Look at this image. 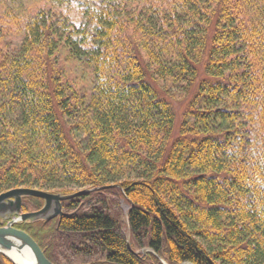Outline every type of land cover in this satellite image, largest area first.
Returning <instances> with one entry per match:
<instances>
[{"label":"trees","instance_id":"obj_1","mask_svg":"<svg viewBox=\"0 0 264 264\" xmlns=\"http://www.w3.org/2000/svg\"><path fill=\"white\" fill-rule=\"evenodd\" d=\"M104 186L14 227L52 264H264V0H0V194Z\"/></svg>","mask_w":264,"mask_h":264},{"label":"water","instance_id":"obj_2","mask_svg":"<svg viewBox=\"0 0 264 264\" xmlns=\"http://www.w3.org/2000/svg\"><path fill=\"white\" fill-rule=\"evenodd\" d=\"M115 186H104L93 189H81L69 195H61L40 191L37 189L16 188L0 194V219L15 217L5 227H0V254L12 264H16L6 253L15 254L19 258V264H52L33 239L26 233L14 228V224L24 221H50L63 216L61 203L73 198L88 195L92 192L113 188ZM26 197H34L43 201L40 210L31 213H21L22 200ZM130 249L129 242H127ZM28 249V257L22 254L23 249Z\"/></svg>","mask_w":264,"mask_h":264},{"label":"rangeland","instance_id":"obj_3","mask_svg":"<svg viewBox=\"0 0 264 264\" xmlns=\"http://www.w3.org/2000/svg\"><path fill=\"white\" fill-rule=\"evenodd\" d=\"M170 94H172V96L169 99H170V102L173 104L175 113L177 115V120L179 122L180 116H181L183 110L185 109V106L187 105L191 95H188V96L185 95L184 96V95L178 93V91H174V90H172V92ZM73 191L76 192L78 190L73 189ZM123 211L124 212L127 211V207L125 205L123 206ZM8 218H9L8 224L16 219L15 217H8Z\"/></svg>","mask_w":264,"mask_h":264},{"label":"bare ground","instance_id":"obj_4","mask_svg":"<svg viewBox=\"0 0 264 264\" xmlns=\"http://www.w3.org/2000/svg\"><path fill=\"white\" fill-rule=\"evenodd\" d=\"M22 254H24V256L28 257L30 254V251L28 249H23L22 250ZM6 255L12 259V261H14L16 264H19V258L15 255V254H10V253H6Z\"/></svg>","mask_w":264,"mask_h":264}]
</instances>
